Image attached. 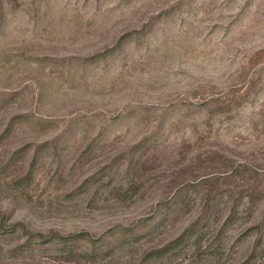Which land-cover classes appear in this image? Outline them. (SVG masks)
<instances>
[{"label":"rangeland","instance_id":"1","mask_svg":"<svg viewBox=\"0 0 264 264\" xmlns=\"http://www.w3.org/2000/svg\"><path fill=\"white\" fill-rule=\"evenodd\" d=\"M0 264H264V0H0Z\"/></svg>","mask_w":264,"mask_h":264}]
</instances>
